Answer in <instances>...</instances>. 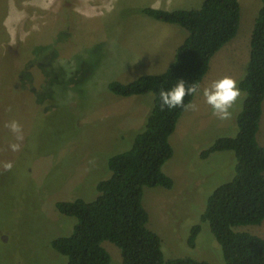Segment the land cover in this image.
<instances>
[{
    "label": "rangeland",
    "instance_id": "374dc122",
    "mask_svg": "<svg viewBox=\"0 0 264 264\" xmlns=\"http://www.w3.org/2000/svg\"><path fill=\"white\" fill-rule=\"evenodd\" d=\"M65 1L48 0L51 6L45 9L37 6L40 0H0V264H68L51 242L70 235L76 220L60 214L55 204L93 201L98 183L111 176L109 158L132 148L153 107L152 93L120 97L109 84L166 71L188 35L141 10L198 9L204 2L72 0L68 17ZM240 3L239 32L213 58L192 101L199 110H186L170 138L174 155L164 171L174 180L173 188L144 189L148 226L161 237L167 259L224 264L220 244L200 220L215 189L233 178L236 157L225 151L203 159L201 153L218 138L237 134L246 94L241 91L231 119L221 121L205 103L203 90L226 75L239 84L246 73L261 0ZM109 4L111 10L104 7ZM13 11L26 13L18 32L29 34L22 41L18 35L13 40L5 25ZM63 18L70 35L61 30ZM12 120L20 122L25 137L18 152L11 151L16 141L5 127ZM258 142L264 146V107ZM5 162L13 164L10 171L3 168ZM197 224L201 232L191 247ZM235 230L264 239V222ZM103 246L110 264H123L117 246L107 241Z\"/></svg>",
    "mask_w": 264,
    "mask_h": 264
},
{
    "label": "trees",
    "instance_id": "16d2710c",
    "mask_svg": "<svg viewBox=\"0 0 264 264\" xmlns=\"http://www.w3.org/2000/svg\"><path fill=\"white\" fill-rule=\"evenodd\" d=\"M71 3L66 0L63 7L68 17L73 15ZM141 13L178 25L188 35L166 72L144 75L130 83L109 84V90L120 97L152 93L153 107L132 148L109 158L111 176L98 183V195L93 201L75 199L55 204L60 214L76 220L70 235L51 242L54 250L68 258V264H110L111 256L103 246L106 241L120 249L123 264H212L190 257L167 259L161 237L148 226L149 213L143 197L145 188L174 186L164 166L174 155L170 138L186 110H162L161 88L171 89L179 80H184L186 86L201 84L213 58L239 32L241 3L204 0L198 9L144 8ZM63 21L61 30L70 35L67 20ZM14 84L18 89V82ZM238 87L246 97L237 116V134L218 138L201 153V158L207 159L215 153L233 152L235 173L209 197L200 221L210 226L222 248L224 264H264V239L235 230L264 222V146L258 142L264 107V0L251 33L247 70ZM194 97L195 94L186 96L185 105L192 103ZM201 227H192L188 241L191 247Z\"/></svg>",
    "mask_w": 264,
    "mask_h": 264
},
{
    "label": "clouds",
    "instance_id": "9594fccd",
    "mask_svg": "<svg viewBox=\"0 0 264 264\" xmlns=\"http://www.w3.org/2000/svg\"><path fill=\"white\" fill-rule=\"evenodd\" d=\"M41 8L50 7L48 0H40L37 5ZM157 5H153L156 7ZM105 8L111 10V5H105ZM77 12L81 14L89 15L90 11H85L81 8L76 9ZM26 18V13L20 11L10 12L9 16L5 20V25L9 28L12 39L15 40L16 36L22 41L29 33L18 32L20 25L23 24ZM33 30H38V25H33ZM198 86L196 84L186 86L184 80H179L178 83L171 89L161 88L159 92V97L161 101V109L164 108L174 109L177 107L184 108L185 110L198 111V105L195 103H189L185 105V97L198 94ZM241 96V90L238 87L237 81L231 76H224L218 80L213 81L208 87L203 90V97L205 103L212 109V115L221 120H229L232 117L231 109ZM11 111V108L8 109ZM15 137L14 143L10 144V149L13 152H18L21 150L23 141L25 139L23 133V127L17 120H12L5 124ZM3 168L6 171H10L13 168L11 162H5Z\"/></svg>",
    "mask_w": 264,
    "mask_h": 264
},
{
    "label": "crops",
    "instance_id": "0c3cea01",
    "mask_svg": "<svg viewBox=\"0 0 264 264\" xmlns=\"http://www.w3.org/2000/svg\"><path fill=\"white\" fill-rule=\"evenodd\" d=\"M173 28V27H172ZM175 28V27H174ZM187 37V36H186ZM185 36H184V39H183V41L185 40V38H186ZM183 41L180 43V44H178L177 45V47H176V49H175V52H174V57H175V53H176V50L178 49V47L183 43ZM231 42V41H230ZM226 46V45H225ZM211 65H212V63H211ZM164 72H166V71H164ZM164 72H162V73H164ZM161 73V74H162ZM154 75H157V74H154Z\"/></svg>",
    "mask_w": 264,
    "mask_h": 264
}]
</instances>
